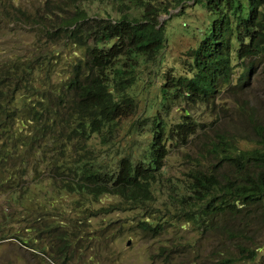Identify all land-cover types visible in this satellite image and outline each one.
Masks as SVG:
<instances>
[{
	"label": "trees",
	"instance_id": "1",
	"mask_svg": "<svg viewBox=\"0 0 264 264\" xmlns=\"http://www.w3.org/2000/svg\"><path fill=\"white\" fill-rule=\"evenodd\" d=\"M87 1L91 0H42L31 12L19 0H0V22L18 27L37 25L32 43H18L6 54L0 52V187L21 185L28 165L26 156L30 154L29 169L34 173L30 182L34 185L47 180L65 191L92 198L110 194L143 212L157 211L161 206L164 215L170 213L187 220L194 215L195 220L210 215V220L218 214L237 227L248 228L258 218L250 219L253 215L249 206L264 204V126L256 119H248L252 147L239 149L231 134H216L207 141V151L217 163L209 170L196 160L189 165L191 171L182 174V185L162 176V160L169 149L163 142L164 124L157 110L148 116L151 136L147 144L139 154H124L113 170L89 163L93 156L89 147L76 145L71 153L66 152L69 142L85 143L91 133L98 135L102 144L111 143L109 124L135 109L134 98L127 92L135 76L118 64L119 59L135 53L148 60L166 41L164 25L157 20L168 9L163 0L156 4L155 0H108L112 4L127 2L140 8L141 13L89 20L82 7ZM186 1L171 0L173 6L183 3L181 7ZM191 1L202 3L214 18L208 34L189 50L184 73L177 77L171 70L163 73L158 97L161 106L179 96L208 102L229 84L233 57L264 56V0ZM111 40L109 47L104 45ZM45 42L57 43L58 47L42 51ZM67 45L73 46L74 52L81 51L78 55L71 53L63 63L66 56L59 47ZM251 69V63L243 67L240 79L247 77ZM59 71L64 78L52 82L51 75ZM182 117L174 124L173 133L184 143L195 133L197 124L186 113ZM82 151L89 154L79 159ZM226 161L233 165L232 173L223 175L220 183L217 170ZM39 163L46 165L45 178L37 172ZM138 225L155 235L160 227L146 220ZM237 232L242 234L239 227ZM57 237L61 243L58 252L67 260L70 254L65 249L71 243L64 236ZM240 249L249 257L257 252L250 243ZM232 260L225 257L217 263L230 264Z\"/></svg>",
	"mask_w": 264,
	"mask_h": 264
},
{
	"label": "rangeland",
	"instance_id": "2",
	"mask_svg": "<svg viewBox=\"0 0 264 264\" xmlns=\"http://www.w3.org/2000/svg\"><path fill=\"white\" fill-rule=\"evenodd\" d=\"M37 1L41 4L42 0H19L31 12H34ZM163 3H167V12L157 18L164 25L166 41L163 47L148 60L135 53L119 59L118 64H123V68L131 70L135 76L134 84L127 89L135 101L134 111L109 124L111 143L102 144L99 136L91 133L85 143L69 142L66 152L71 153L76 145L89 147L93 152L89 163H99L113 170L124 154L129 151L131 156L139 154L147 144L151 136L148 116L157 110L164 124L163 142L169 149L162 160V176L182 185L185 179L182 174L190 172L189 165L196 160L202 168L213 169L217 158L207 151V141L216 134H231L239 149L253 146L247 130L248 119H256L264 126V56L233 57L229 84L208 102L176 96L169 105H159L163 73L171 70L176 77L184 73L189 63V50L208 34L214 18V14L200 2L194 4L189 0L182 7L183 3L173 6L171 0H163ZM82 7L88 20L99 17L116 19L122 14L138 16L141 13L140 8L127 2L112 4L108 0L87 1ZM36 27L30 24L12 26V23L1 21L0 52L6 54L18 43H32ZM41 41L43 44V37ZM111 43L113 40L104 45L109 47ZM42 47L44 51L57 48L58 44L46 43V47ZM59 49L66 56L63 63L69 60L71 53L78 55L81 51L74 52V47L68 45ZM250 63L252 69L246 79H240L243 67ZM60 71L51 75L52 82L64 78ZM183 113L197 124L195 133L184 143L173 133L174 124L183 120ZM80 154L79 159H83L89 153L82 151ZM31 157L33 155L27 154L26 161L29 162ZM28 162L20 186L0 187V264H218L225 257H233L230 264H264V204L249 206L253 215L250 219L258 217L257 221L250 222L246 229L238 225L242 231L239 235L238 227L218 214L210 220V215L196 220L194 215L192 220H187L170 213L164 215L161 206L157 211L143 212L121 203L110 194L92 198L65 191L47 180L34 185L30 182L34 173ZM45 167L44 163L37 167L43 178L48 174ZM232 168L233 165L226 161L217 170L216 178L220 183L223 175L232 173ZM141 220H146L149 225L160 224L158 233L142 230L138 225ZM59 235L71 243L65 249L70 254L67 260L58 252ZM249 243L257 250L251 257L244 256L240 249Z\"/></svg>",
	"mask_w": 264,
	"mask_h": 264
}]
</instances>
